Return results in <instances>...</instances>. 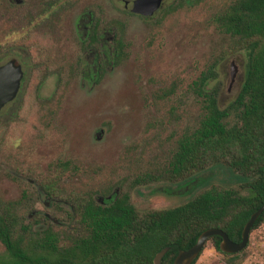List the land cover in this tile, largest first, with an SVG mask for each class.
Masks as SVG:
<instances>
[{
  "label": "rangeland",
  "instance_id": "374dc122",
  "mask_svg": "<svg viewBox=\"0 0 264 264\" xmlns=\"http://www.w3.org/2000/svg\"><path fill=\"white\" fill-rule=\"evenodd\" d=\"M177 1L163 0L144 17L124 0H0V63L13 59L29 70L18 97L0 110V198L23 199L35 188L27 176L45 174L57 161L69 162L60 179L66 192L98 197L121 184L139 212L180 204L212 184L236 186L227 171L212 169L180 185L130 187L197 124L200 99L192 82L198 76L213 71L209 86L218 88L220 108L243 80L245 53L231 49L214 21L232 0H190L162 17ZM92 12L108 54L100 74L87 45ZM115 21L124 24L125 56L117 63L110 58ZM31 58H42L43 73L30 70ZM224 253L208 239L194 264H230ZM240 258L239 264H264V221L250 230Z\"/></svg>",
  "mask_w": 264,
  "mask_h": 264
},
{
  "label": "trees",
  "instance_id": "16d2710c",
  "mask_svg": "<svg viewBox=\"0 0 264 264\" xmlns=\"http://www.w3.org/2000/svg\"><path fill=\"white\" fill-rule=\"evenodd\" d=\"M189 1L178 0L162 17ZM89 18L87 45L100 74L108 54L98 15L92 12ZM214 21L231 38V49L245 53L236 97L220 108L218 88L209 86L213 71L198 76L192 82L200 99L197 124L176 138L161 165L136 176L130 187L153 182L180 185L212 169L227 171L236 186L212 184L180 204L139 212L130 190L121 184L103 188L98 197L90 190L66 192L60 179L69 162L57 161L45 174L27 176L35 188L23 199L0 198V264H154L155 254L164 247L160 264H173L178 251L192 246L206 228H220L232 241L241 239L245 222L264 203V0H232ZM123 28L115 21L113 63L125 56ZM30 60V70L43 73L42 58ZM37 202L41 211L29 208ZM263 221L264 210L251 229ZM208 239L220 251L221 237ZM245 247L224 253L231 257L230 264H239Z\"/></svg>",
  "mask_w": 264,
  "mask_h": 264
},
{
  "label": "water",
  "instance_id": "95a60500",
  "mask_svg": "<svg viewBox=\"0 0 264 264\" xmlns=\"http://www.w3.org/2000/svg\"><path fill=\"white\" fill-rule=\"evenodd\" d=\"M163 0H124V6L127 8L131 4L130 11L144 17L152 16L162 4ZM24 76V70L20 64H16L13 59L0 63V110L9 102L15 99L21 87V81ZM234 78V67L231 69V81ZM264 210V203L251 213L245 222L239 241H232L228 235L220 228L210 227L203 230L197 237L196 242L186 248L179 250L176 254L173 264H191L199 255L207 239L213 235L221 237L219 248L225 253H235L242 250L248 242L249 232L257 217ZM167 247L158 251L154 258V264H160L163 254Z\"/></svg>",
  "mask_w": 264,
  "mask_h": 264
},
{
  "label": "flooded vegetation",
  "instance_id": "af4514ba",
  "mask_svg": "<svg viewBox=\"0 0 264 264\" xmlns=\"http://www.w3.org/2000/svg\"><path fill=\"white\" fill-rule=\"evenodd\" d=\"M85 27L87 28V25H85Z\"/></svg>",
  "mask_w": 264,
  "mask_h": 264
}]
</instances>
